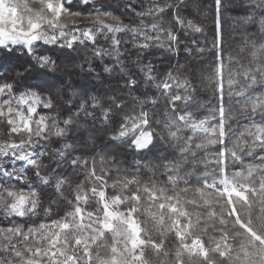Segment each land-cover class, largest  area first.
Wrapping results in <instances>:
<instances>
[{
	"label": "snow or ice",
	"instance_id": "6c2138e0",
	"mask_svg": "<svg viewBox=\"0 0 264 264\" xmlns=\"http://www.w3.org/2000/svg\"><path fill=\"white\" fill-rule=\"evenodd\" d=\"M74 3L83 10L72 11ZM247 3L251 14L241 17L237 25L258 23L261 34L245 38L225 62L224 3L214 0L211 51L216 102L205 115L184 110L195 99L192 80L173 71L158 80L151 63L140 69L143 84L154 87L159 95L135 98L138 112L125 111V102L115 97L104 107L96 95L90 96L92 88L81 86L83 97L90 96V107L101 110L100 122L113 132L110 140L128 143L138 153L149 150L158 138L174 145L173 155L162 166H145L137 160L134 171L121 173L115 158L109 161L101 155L97 169L95 156H71L75 143L66 142L49 156L51 139L66 138L74 121L69 117L61 122L48 112L41 113L53 109L54 102L33 91L36 86L29 79L54 75L38 65H55L37 50L43 45L72 51L90 47L92 57H114L126 77L125 87L136 91L140 82L124 70L122 43L130 36L138 54L160 48L178 55L180 40L174 26L203 33L201 26L182 15L185 0H153L140 11L133 0H127L125 9L139 21L135 25L108 11L105 0H35V5L34 0H0V121L7 136L0 141V216L11 223L0 226V264H185V257L214 264L211 254L228 264H264V236L250 237L238 247L218 243L210 253L207 244L191 232L193 216L199 215L197 209L207 199L208 189L236 185L245 175L264 178V0ZM169 11L171 19L165 28L163 17ZM66 16L73 17V22L66 24ZM75 18L91 23L79 25ZM101 37L109 48L100 46ZM205 50L198 47L195 52L203 56ZM18 53L27 58L24 63ZM92 57L85 60L90 64ZM76 67L83 70L82 65ZM104 72L111 73L112 68L105 66ZM161 97L167 103L164 119L154 121L146 105L154 108ZM88 108L82 98L75 115L93 116ZM116 116L121 117L118 125ZM17 136L24 140L17 141ZM88 142L94 143L92 133ZM5 158L7 164L19 166L7 167ZM45 159L55 161L59 171L45 164ZM143 168L152 175L143 178ZM72 173H82L83 178L73 179ZM62 205L67 207L61 212ZM33 217L41 220L26 223ZM15 218L26 222L12 223ZM170 235L174 247L167 245Z\"/></svg>",
	"mask_w": 264,
	"mask_h": 264
},
{
	"label": "trees",
	"instance_id": "16d2710c",
	"mask_svg": "<svg viewBox=\"0 0 264 264\" xmlns=\"http://www.w3.org/2000/svg\"><path fill=\"white\" fill-rule=\"evenodd\" d=\"M127 0H105V7L108 11L119 16L125 23L131 25L137 24L139 21L133 15L130 9H125L124 4ZM163 3L164 0H159ZM136 11L142 8H147L152 5L153 0H133ZM224 7L222 9V27H223V56L225 62L230 53L234 54L242 41L248 36H260V25L252 24L246 27L237 25V21L246 15L251 14V5L247 0H223ZM72 11H82V7H78L75 3L70 6ZM99 7V4H97ZM182 15L186 20H191L203 28V33H195L190 29H180L174 26L180 44V52L178 55L166 53L163 49L153 48L147 52L137 53V50L131 46V37H126V41L121 45V60L125 72L132 75L133 78L140 82V87L136 91L130 92L125 87L126 77L121 72V65L116 64L114 57H104L103 60L92 57L91 48L80 46L78 51L70 49H59L55 46L43 45L37 50V54L43 53L54 60L60 68L64 69L67 75L50 76V77H31L29 83L35 85L33 91L38 94L51 98L54 102V108L51 110H41V113L57 117L61 122L69 117L74 121L69 128L66 138L58 139L53 137L47 146L49 156L54 155L52 149H59L64 143H75L76 146L70 152L71 156H84L91 158L95 156L97 161V169L100 168L101 155L109 159L115 158L119 163L121 173L124 170L132 172L135 170L134 162L139 160L141 165L162 166L168 162V159L173 155V150L164 145H160L154 149L152 153H138L132 148H127L123 144L114 142L109 139L113 132L100 121L101 110L99 108L92 109L91 95H96L104 107H108L112 98H118L125 102V111L131 113L134 110L139 111V105L134 103L135 98L144 99V94L149 97L158 96L159 93L154 87L145 88L143 84V73L141 67L151 63L153 67V75L157 79H162L169 71L177 72L183 76L190 73H199L205 68L209 61L213 63L214 55L211 51L213 37L215 35V4L214 0H185L184 6L181 8ZM84 15H88L84 12ZM171 19V11L163 17L164 27L169 26L168 21ZM147 23H151L148 19ZM100 46L109 48L108 42L100 38ZM198 47L205 48V53L200 56L195 52ZM187 48L189 51H184ZM21 56V63L26 61L23 53H18ZM92 57L89 64L85 58ZM15 63V61H12ZM82 65V69L76 67ZM112 68L111 73L104 72V67ZM94 71H89V68ZM11 75L15 77V72ZM99 77V79H97ZM193 85L196 87L199 81L195 76L190 75ZM88 85L93 91L89 97H83L82 85ZM194 101L187 106L186 111L193 112L196 115L207 114V109L216 102L215 97L209 95L205 91L199 90L194 94ZM88 101V110L93 112V116H86L85 113L78 111V105L81 99ZM167 107L166 100L161 97L157 105L153 108L151 105H146V108H151L153 120H163L164 111ZM183 107V106H182ZM238 107V105H237ZM115 111V110H114ZM120 116L115 117L118 125ZM243 123V121H242ZM89 133H92L94 143H89ZM79 142L87 143V147L81 146ZM130 143V141H129ZM41 150H44V145H41ZM264 154V153H262ZM250 159V158H246ZM6 166L11 168L10 164ZM44 163L53 167L54 171H59L55 167V161L45 159ZM19 165H15L18 167ZM67 171V168H65ZM115 174V169H113ZM222 174V173H221ZM31 176V173H29ZM73 179H82L83 174L72 173ZM152 173L147 168L142 169V177L147 178ZM156 177L161 178L160 171H156ZM238 187L243 188L245 198L241 199L234 196H228L221 188L213 187L207 190V199L202 202V206L197 209L199 215L193 216L191 232L194 236L202 239L207 244L208 249L215 248L218 243H227L233 247H238L240 243L248 241L249 238L258 239L264 236V178H252L245 175L237 180ZM50 191V190H49ZM191 200V195L188 197ZM42 200L46 204L48 193L42 195ZM197 203H201L197 201ZM67 205L61 206V212ZM41 220V217H33L31 221H25L24 218H15L12 223L26 222L32 223ZM0 226H11L8 220L0 216ZM167 245L175 246L173 236H168ZM151 255V253H149ZM210 261L214 264H228L227 261H222L220 257L214 254L210 255ZM185 264H203L199 259L185 257Z\"/></svg>",
	"mask_w": 264,
	"mask_h": 264
},
{
	"label": "clouds",
	"instance_id": "9594fccd",
	"mask_svg": "<svg viewBox=\"0 0 264 264\" xmlns=\"http://www.w3.org/2000/svg\"><path fill=\"white\" fill-rule=\"evenodd\" d=\"M34 5H35V0H34ZM73 20H74L73 17L66 16L64 19V22L66 24H70L73 22ZM52 61L55 65V68H53L52 66H40V65H38V68H43L44 71L54 72V76L67 75V73L64 72V69L60 68V65L56 64V62L54 60H52ZM190 75L195 76L196 79L199 81V83L195 87V91H197V88H199V90L205 91L211 96L214 95V86L216 83V77H215V69H214L213 63L211 61H209L207 66L205 68H203L199 73L186 74V77L188 79H190ZM0 124H3V122L0 121ZM161 132H163V128L161 129ZM159 135L160 134L158 133V137H159ZM20 139L24 140V137L21 136ZM205 143H210V141H205ZM121 144H123L127 148H131L130 144H128V143H121ZM160 145H164L171 150H173V148H174V145H169V143L167 141H164V140L158 138L156 140V142L152 145V147L149 150L145 151V153L150 155L152 153V151L154 149L158 148Z\"/></svg>",
	"mask_w": 264,
	"mask_h": 264
},
{
	"label": "rangeland",
	"instance_id": "374dc122",
	"mask_svg": "<svg viewBox=\"0 0 264 264\" xmlns=\"http://www.w3.org/2000/svg\"><path fill=\"white\" fill-rule=\"evenodd\" d=\"M75 19H76V23L79 24V25H85V24H90L91 23V21L85 20V19H82V18H75ZM4 129H5V125L4 124H0V141H3L5 139H7V136L5 134ZM15 139L18 141L20 139V137L17 136V137H15ZM11 166L15 167V165H11ZM221 190L224 193H226L228 196H234V197H238V198H241V199L245 198V192H244L243 188H240L237 185H232L230 183L227 188H221Z\"/></svg>",
	"mask_w": 264,
	"mask_h": 264
}]
</instances>
